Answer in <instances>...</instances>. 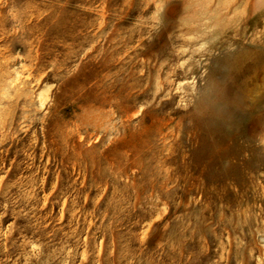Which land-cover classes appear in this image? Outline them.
<instances>
[{"label": "rangeland", "instance_id": "obj_1", "mask_svg": "<svg viewBox=\"0 0 264 264\" xmlns=\"http://www.w3.org/2000/svg\"><path fill=\"white\" fill-rule=\"evenodd\" d=\"M0 264H264V0H0Z\"/></svg>", "mask_w": 264, "mask_h": 264}, {"label": "bare ground", "instance_id": "obj_2", "mask_svg": "<svg viewBox=\"0 0 264 264\" xmlns=\"http://www.w3.org/2000/svg\"><path fill=\"white\" fill-rule=\"evenodd\" d=\"M218 30H219V28H218ZM235 69H236V67H235ZM235 99H237V98H235ZM235 101H237V100H235ZM205 104H207L208 107H210V109L215 114L205 115ZM193 115H194L193 118H194L196 124L204 132V135H205V127L210 129L212 132H218L222 129H227V128H234L237 130V129L241 128L242 126H244V124L247 122V120H249L247 115L241 114V113L237 112L235 109H233L232 111H227L224 107L218 108V107H215L209 103H205V95L198 102L196 113Z\"/></svg>", "mask_w": 264, "mask_h": 264}]
</instances>
